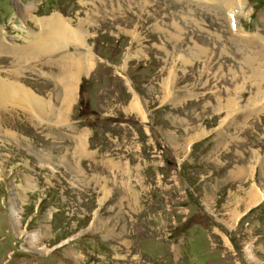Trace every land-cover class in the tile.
<instances>
[{
	"label": "rangeland",
	"instance_id": "374dc122",
	"mask_svg": "<svg viewBox=\"0 0 264 264\" xmlns=\"http://www.w3.org/2000/svg\"><path fill=\"white\" fill-rule=\"evenodd\" d=\"M243 2L0 0L10 44L37 19H92L56 53L90 56L65 122L0 108V264H256L251 246L264 264V59L246 44L264 49V0ZM56 58L10 79L57 106ZM14 60L0 54V75Z\"/></svg>",
	"mask_w": 264,
	"mask_h": 264
},
{
	"label": "bare ground",
	"instance_id": "6f19581e",
	"mask_svg": "<svg viewBox=\"0 0 264 264\" xmlns=\"http://www.w3.org/2000/svg\"><path fill=\"white\" fill-rule=\"evenodd\" d=\"M33 4L34 2L24 4L23 7H25V12L29 11L31 13V10H33ZM243 6L244 2L242 0V7ZM224 19H226V15H224ZM85 20H87V22L89 20H92L89 13H86V17L82 21L80 20L79 25L74 28L67 19L59 14L48 16L43 19H37V21L40 23L39 29L35 32L29 33V36L31 37L29 38V43L23 46L10 44L3 35H0V54H9L14 57V64L16 66L11 70L12 72L9 73V76L0 75V108L3 105L7 104V102L14 101L20 105L26 106V108L30 110L33 117H36L38 119L39 117H41L43 118V120L45 119V117H47L53 122H65V119L67 118V112H69L70 105L74 100V93L76 89L75 84H78L79 81V76L71 75L69 71L74 66L79 67V65H75L77 63V60H73L74 57L72 58L70 52L66 51L65 54H61L60 56H57L56 53H59L61 49L62 52L64 49L67 50L66 47L69 43L80 42V40H82L84 30L82 29L81 25L86 22ZM235 30H237L238 34L241 33L240 27H237V29L235 28ZM233 39L237 40V38L235 37ZM65 43L67 44L64 45ZM246 44L250 49H252V53L257 54L258 56H256L255 59L251 58L252 62L262 65L261 61H263L264 59V49L262 48V46L259 43L254 42L252 39L247 40ZM258 45H260L261 48H257ZM45 54H50L51 56H53L52 62L54 61V57H58L56 58L55 63L58 67V71L50 75L54 79L56 84H60L61 86V91H59L60 101L57 106L54 105V102L53 104H51L37 97V95L33 94L29 89H26L22 85H20L22 84L20 81L10 79L11 77L16 78V76L19 74V71H21V66L23 65V63L26 65H31L34 59ZM255 70V72L258 73L260 68L256 67ZM132 105H137V101L134 100V103H132ZM85 134L86 133H79L74 136L75 151L79 155L86 153ZM246 171V167H240L239 169H236L234 173L231 172L230 174L232 176H242L246 173ZM262 195L263 192L260 191L258 187L252 186L246 191V194L241 198V201L245 200L247 204L250 205L260 200L262 198ZM18 211L19 208L16 207L13 211V214L17 215ZM15 218V221L18 223L19 217ZM31 238L32 242L37 240L38 233L33 234ZM251 250L252 246L248 251V255L249 257H251L250 259L254 263L259 264L258 260L254 256L255 253L252 254Z\"/></svg>",
	"mask_w": 264,
	"mask_h": 264
},
{
	"label": "crops",
	"instance_id": "0c3cea01",
	"mask_svg": "<svg viewBox=\"0 0 264 264\" xmlns=\"http://www.w3.org/2000/svg\"><path fill=\"white\" fill-rule=\"evenodd\" d=\"M74 46H79L80 44H81V40H80V42H74ZM79 48V47H78ZM77 48V49H78ZM76 49V53H77V55H79V57H80V59H81V61H79V63L77 62L75 65H79V67H76V66H74L72 69H70V71H69V73L71 74V75H75V76H79V69H81V67H82V65L83 64H85L87 67H88V65H89V62H90V56H89V54L87 53L88 51L86 50V51H84V53L83 52H81V51H78Z\"/></svg>",
	"mask_w": 264,
	"mask_h": 264
}]
</instances>
